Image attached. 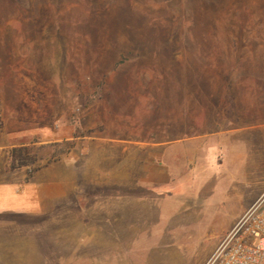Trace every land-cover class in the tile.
<instances>
[{
  "label": "rangeland",
  "instance_id": "obj_1",
  "mask_svg": "<svg viewBox=\"0 0 264 264\" xmlns=\"http://www.w3.org/2000/svg\"><path fill=\"white\" fill-rule=\"evenodd\" d=\"M254 119L264 0H0V186L41 203L0 213V264H205L249 198L216 176L175 215L143 171L178 166L159 142ZM247 144L264 156V137Z\"/></svg>",
  "mask_w": 264,
  "mask_h": 264
},
{
  "label": "crops",
  "instance_id": "obj_2",
  "mask_svg": "<svg viewBox=\"0 0 264 264\" xmlns=\"http://www.w3.org/2000/svg\"><path fill=\"white\" fill-rule=\"evenodd\" d=\"M251 135L264 137V120L254 119L249 125H245L243 121V125L237 127L159 142L158 151L164 154L167 150H172L174 155L178 156V166H174L171 172L170 166L165 164V159L158 157L161 166L153 167L152 170L147 167L143 171L145 179L141 187L151 194L153 197L151 199L165 200L166 206L170 205V200L182 201L174 204L169 210L176 215L190 210L191 207H198L194 203L195 198L200 195L203 199L209 197L216 176H222L225 181V197L230 200L248 197L249 209L264 193V186L251 194L243 186L245 183L260 181L262 177L257 169L264 167V156L255 155L253 145L247 144V137ZM247 148L251 150L247 151ZM178 176L181 177L180 183L184 184H176ZM157 207L160 208L159 203ZM40 210L37 186L30 184L21 187L0 186V213L36 214Z\"/></svg>",
  "mask_w": 264,
  "mask_h": 264
},
{
  "label": "built area",
  "instance_id": "obj_3",
  "mask_svg": "<svg viewBox=\"0 0 264 264\" xmlns=\"http://www.w3.org/2000/svg\"><path fill=\"white\" fill-rule=\"evenodd\" d=\"M205 264H264V193L243 214Z\"/></svg>",
  "mask_w": 264,
  "mask_h": 264
},
{
  "label": "trees",
  "instance_id": "obj_4",
  "mask_svg": "<svg viewBox=\"0 0 264 264\" xmlns=\"http://www.w3.org/2000/svg\"><path fill=\"white\" fill-rule=\"evenodd\" d=\"M24 151H26V147H14L11 150V156L14 158L17 154L22 153Z\"/></svg>",
  "mask_w": 264,
  "mask_h": 264
}]
</instances>
